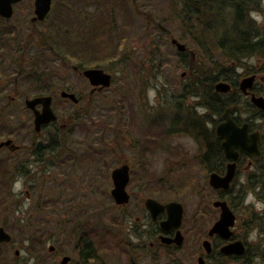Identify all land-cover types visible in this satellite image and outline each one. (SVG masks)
Returning <instances> with one entry per match:
<instances>
[{
  "label": "rangeland",
  "instance_id": "374dc122",
  "mask_svg": "<svg viewBox=\"0 0 264 264\" xmlns=\"http://www.w3.org/2000/svg\"><path fill=\"white\" fill-rule=\"evenodd\" d=\"M258 4L246 13L264 32V0ZM188 14L183 0H53L48 19L33 24L34 0H24L11 20L0 19V91L6 98H19L0 105L6 112L0 118V142L12 138L22 147L17 153L0 151V185L6 183L10 191L0 204V226L13 237L3 245L0 264H61L65 255L72 257L71 264H199L220 211L213 206L216 197L209 171L200 164L199 144L182 127L193 120L195 109L191 92L197 80L191 71L205 76L215 50L207 44L206 52L194 41L206 36ZM223 14L226 9L215 20L209 18L210 26L222 23ZM222 29L217 36L212 31L211 38L220 37ZM174 38L187 46L186 52L178 51ZM113 46L120 55L109 64L104 58H112ZM60 47L82 57L86 68L111 73V87L91 96L89 81L72 69L78 63L62 61ZM249 59L264 65V56ZM217 61L220 68L233 65ZM33 65L55 75L51 93H40L30 82ZM66 87L83 101L62 98ZM49 94L63 129L57 139L56 126L35 133L34 115L25 106L26 97ZM51 138L52 149L43 146L36 153ZM125 162L131 166V201L119 206L111 194V175ZM255 165L242 167L232 194L238 216L235 239L259 252L255 263L264 264V189L245 188L252 175L264 180V153ZM239 190H244V200L236 199ZM147 198L184 205L181 247L164 245L153 235L156 224L145 207ZM87 241L93 252L86 263L82 253ZM221 243L213 240L219 246L206 264H241L217 259Z\"/></svg>",
  "mask_w": 264,
  "mask_h": 264
},
{
  "label": "flooded vegetation",
  "instance_id": "af4514ba",
  "mask_svg": "<svg viewBox=\"0 0 264 264\" xmlns=\"http://www.w3.org/2000/svg\"><path fill=\"white\" fill-rule=\"evenodd\" d=\"M23 2H24V0L13 5L14 14L11 18H5V17L0 15V19L4 20V21L11 20L15 15L16 7ZM34 2H35V0H34ZM52 9H53V5H52ZM51 12H52V10L50 11V13ZM50 13H49V15H50ZM34 15H35V12H34ZM34 15H33V17H34ZM49 15L47 16L46 20L48 19ZM33 17H32V19H33ZM32 19H31V22L33 24L43 23L46 21V20H44V21L33 22ZM249 58H252V57H249ZM249 58H243L242 60H239L238 62L228 60L229 64L233 63V65H229L225 69L220 68V66L217 69L212 64L211 65L212 69L207 72V74L205 75L206 77L202 74L203 77L201 78V79H207L208 82L211 81V84L209 87L210 92L208 93L209 95H207V96H204V94H202V88H198L199 87L198 82H200L198 80L199 79L198 76L192 74L194 77H196L195 80H197L196 83L194 81V85L192 86L195 90L191 92L192 97H195V100H196L194 103V106H193V107H195V109H193V111L190 113V114H192L191 118L193 120H191V122H189L187 124L185 123V127H182L184 133L185 132L189 133L198 142L199 152H200L199 155L201 156L202 154H205L206 152L208 153V158L206 161V163H207L206 167L209 170V176L212 173H218L220 175H225L227 173L228 166L230 164H233V163L236 164V169H237L236 170V176H235L233 183L231 185V188L229 190H224V189L216 190L210 186V188L213 189L215 192H217L218 194L223 193L225 196V198H219V199L217 198L216 200L227 201L233 211H234V209H233V206L231 205V202H233L232 201V199H233L232 194L235 190V184L237 182L238 176L240 175V171H241L242 167L246 166L248 170L253 168L254 166H256L255 165L256 162L263 156V153H264V133H263L264 132L263 131L264 109L257 103V100H259L261 98L264 99V75H263L264 74V65H263V67L262 66L259 67L256 64H251V63H249L250 62ZM247 59H249V60H247ZM0 60H1L0 65L2 66L1 63L3 62V58H1ZM74 67L75 66H73V68H72L73 71H75L76 73L82 74L83 76H84V70H86L88 68H92V67L86 68V67H79L78 66V70L76 71V70H74ZM93 68H98V67H93ZM47 70H49V69H47ZM189 70H191V69H189ZM184 76H186V72L183 73V77ZM112 77H113V75H112ZM113 80H114V77H113ZM220 83L226 84L228 86V89L226 91L217 90V85ZM16 85H18V84H16ZM200 89H201V91H200ZM104 90L105 89L100 90L99 88H94L92 86L91 96H93L95 94H99V93L103 92ZM63 91H68L70 93H74V92L70 91L69 87H66ZM1 92L3 93L4 89L2 91H0V105H4V106L7 105L6 102L8 100H10L11 103L17 101L18 96H16V95L11 96V97L9 96L6 98L5 96H2ZM76 95L78 96V94H76ZM39 96H52V95H50V94L49 95H38L35 97H39ZM35 97H33V98H35ZM28 98H30V97H26V99H28ZM78 98H79V103L81 101H83V98H81L80 96H78ZM26 99H25V106H26ZM64 99L72 102V100L69 98H64ZM4 101H6V102L4 103ZM26 108H27V106H26ZM39 109H41V106L39 107ZM33 115H34V113H33ZM178 121H179V119H177V121L175 122L174 133H178V129L176 128L178 125ZM59 122L60 121L53 123L49 126L54 127V126H56V124L59 125ZM226 124H230L232 127H234V129L245 130V132L248 136L258 135V138L260 137L259 148H260L261 154H259V155L258 154H248V153L242 152L239 148H236L235 149L236 159L228 158L226 151H225V147H224L225 138L218 133L219 127H221L222 125H226ZM49 126H45L43 128L42 132L45 129L49 128ZM60 127H61V124H60ZM198 129H200V131ZM42 132H40V133H42ZM170 132L171 131L168 130V133H170ZM199 132H201V136H202L201 138H203V140H199L197 138V134ZM35 133L37 135L40 134V133H37L36 131H35ZM10 136H12V135H10ZM204 139H206V148L200 144L201 141L204 142ZM7 140H11L14 145L18 146L17 150L16 149L12 150L11 147H3L1 150H3L4 148H9V150L12 153H17V152L21 151L22 147L20 145H17L15 143L14 139L8 138L4 141H7ZM4 141H1V142H4ZM216 146L219 147V155H220L219 157L216 156V153L214 151ZM47 149L51 150L52 147H47ZM37 150H41V147H37ZM126 163L129 164L128 162H125V163H122L121 165L126 164ZM200 164H201V162H200ZM201 165L204 167L203 164H201ZM129 166H130V164H129ZM117 167H119V166H117ZM111 177H112V175H111ZM257 180H258V177H257L256 181ZM130 181H131V166H130ZM251 181H255L254 175L250 176L247 179V181H246L247 186L245 188H248V185L251 184ZM127 190H128V187H127ZM128 193L130 194L129 191H128ZM242 193L243 194L245 193L244 190H239V193L237 195H235L237 200H239V198H241V196L243 195ZM130 197H131V194H130ZM145 207H146V205H145ZM147 211L149 213L151 221L156 224L155 225L156 229L154 230L153 235L155 233L158 234L159 240L164 245L178 247L174 243L168 244V243H164L162 240V236L174 238L176 235L175 230L170 231V232H165L161 228L160 222L166 218V214H162L159 217L158 221H153L151 214H150L148 209H147ZM237 222H238V216H237ZM236 225H237V223H236ZM235 229H236V226L234 228V237L232 238V241L236 240L235 239ZM207 235H208V233H207ZM210 239H211L212 245H213V252L210 255L206 254V252L204 255L203 254L201 255L204 258V264H206L207 258H212L211 256L213 255L216 246H219L217 244L214 247L213 240L221 239V238L218 236H215V237L210 238ZM242 241L246 245V252H247V250H248L247 244L248 243L245 242L244 240H242ZM184 242H185V240H184ZM221 242L222 243H221V246L219 248V252H220L221 247L227 243L223 239H221ZM51 251H54V247H51ZM67 256L70 257V261L68 262V264H71L73 259L70 255H65V256H63V258L67 257ZM225 257H227L229 259L230 257H236V255L225 256ZM237 257H240V256H237ZM61 262H62V260H61ZM39 264H43V263H39Z\"/></svg>",
  "mask_w": 264,
  "mask_h": 264
},
{
  "label": "water",
  "instance_id": "95a60500",
  "mask_svg": "<svg viewBox=\"0 0 264 264\" xmlns=\"http://www.w3.org/2000/svg\"><path fill=\"white\" fill-rule=\"evenodd\" d=\"M22 0H0V15L5 18H11L14 14L13 5L21 2ZM135 1V0H133ZM53 0H35L34 12L35 15L32 19L33 22L44 21L52 10ZM172 44L176 46L178 51L185 52L187 46L181 43L177 39H172ZM74 70H78V66L74 67ZM84 76L89 80L91 86L99 88L100 90L110 88L113 82L112 74L107 72L103 68H88L84 70ZM228 86L224 83L217 85V90L226 91ZM61 96L63 98H69L73 103L78 104L79 98L75 93L68 91H62ZM257 103L264 109V99L257 100ZM52 96H39L35 98L26 99V106L34 113V128L37 133L42 132L45 126H49L59 121V117L54 111ZM41 106V109L39 107ZM218 133L225 138L224 147L228 158L236 159L235 149L239 148L242 152L248 154H261L259 148L258 135L248 136L243 129H234L230 124L222 125L218 129ZM3 147H11L12 150H17L18 146L14 145L11 140H7L0 143V150ZM236 164H230L228 166L227 173L220 175L218 173H212L209 176V185L216 190L224 189L229 190L236 176ZM113 189L111 191L112 197L115 203L119 206L127 205L130 200V194L127 187L130 182V166L129 164H123L112 172ZM146 208L149 210L153 221H158L162 214H166V218L160 222L162 230L170 232L175 230L176 235L174 238L162 236L164 243L176 244L178 247L184 244L185 237L181 231L185 208L181 202L172 201L169 203H161L154 198H148L145 201ZM215 209L220 211L218 220L208 231V238L203 242V248L206 254L210 255L213 252V245L210 238L215 236L220 237L227 243L223 245L220 252L225 256H243L246 253V245L242 240L232 241L234 237V228L237 223V215L231 209L227 201L216 200L213 202ZM13 241L12 235L5 229L4 226H0V252L2 251L4 244H9ZM19 254V251H17ZM70 257H64L61 264H68ZM199 264H204V258L200 256L198 258Z\"/></svg>",
  "mask_w": 264,
  "mask_h": 264
},
{
  "label": "trees",
  "instance_id": "16d2710c",
  "mask_svg": "<svg viewBox=\"0 0 264 264\" xmlns=\"http://www.w3.org/2000/svg\"><path fill=\"white\" fill-rule=\"evenodd\" d=\"M185 3V6L187 9H189V14L188 17L196 19V22L199 24V26H202L204 28V37L206 36V39L199 42L194 40L198 45H200L206 52H207V44H210L209 48L212 52V50H215L212 52L214 56L212 57L213 61L212 64L215 68L218 69L220 66V62L217 61L218 59H227L230 61H235L238 62L239 60H242L243 58H249L253 56H264V32L257 27L255 28L256 22H254L252 19L249 18L248 14L246 11L251 5L258 4L257 6H261L263 0H183ZM228 6V7H227ZM226 9V14H223L222 18L223 21L222 23L218 24L216 21H213V27L210 26L209 24V18L210 20H215L216 16L222 14V11ZM229 9V10H227ZM227 11L229 12L230 16L228 15ZM227 15V16H225ZM215 16V17H214ZM188 20V19H186ZM227 21L231 22V25L229 26ZM215 22V23H214ZM253 24V25H252ZM227 26V31H225ZM229 26V27H228ZM215 27V29H214ZM222 27H224V32L221 34L220 37H217V39L211 38L212 31H215L213 34L217 36V31H222ZM210 36V39L208 38ZM73 41V40H72ZM75 42V41H73ZM112 49L115 50V53L113 51L112 53V58H104L105 62L112 64L116 62V58L120 53L117 51V49L113 46ZM54 51H57V49H54ZM55 53V52H54ZM57 54V53H56ZM59 54L58 55L62 61L65 62L67 58L71 60H75L78 63L79 67H85L87 64L85 63L84 59L82 57L78 59L75 55L74 57L70 54H68V51L65 49H62L61 47L59 48ZM184 57V56H183ZM209 57L208 59H210ZM218 58V59H217ZM114 59V60H113ZM198 62V61H197ZM201 65V63L198 62V65ZM193 65V64H192ZM197 65V66H198ZM36 65H33V69L35 70ZM186 66V65H185ZM196 67V65H195ZM46 71L44 72H39L38 69H36L35 72H32L33 76L29 78L31 83H36L38 85L37 90L40 93H51L53 87L55 86V75L52 74L51 71L45 69ZM192 74L198 76V88H202V94L204 96L209 95L208 93L210 92L209 87L211 84V81L208 82L207 79H201L203 77L202 73L197 72L194 69L191 71ZM224 74V73H223ZM37 78H36V77ZM206 77V76H205ZM204 77V78H205ZM53 83L52 85H50ZM202 83V84H201ZM213 83V82H212ZM204 88V89H203ZM201 91V89H200ZM6 116V112L4 109L0 108V118H4ZM62 127L60 125L56 124V136L54 138H58V135L62 131ZM200 131V129H198ZM196 131V130H195ZM201 132L197 134V138L199 140H203L201 138ZM54 138L50 139L49 143L43 145L39 144L37 147H43L45 150H48L47 147H49L53 142ZM63 139V138H62ZM58 140H55V142ZM54 144V143H53ZM206 148V139H204V142L201 141L200 143ZM36 153L40 152L41 150H35ZM216 156L219 157V147H215L214 149ZM207 158H208V153L206 152L205 154H202L200 156V162L201 164L204 165L207 171H209L206 167L207 163ZM211 171V170H210ZM234 189V188H233ZM232 189V190H233ZM248 189L253 190L257 193L256 190L264 189V180L258 177V180L256 181H251V184L248 185ZM211 193L218 198H225L224 194H218L215 192L213 189H211ZM232 192V191H231ZM10 194L9 191V186L6 183H2L0 185V204L2 203L3 198L7 195ZM243 194V193H242ZM243 197V199H242ZM244 194L241 196V199L244 200ZM240 199V198H239ZM231 205L235 207L234 203L231 202ZM254 219L259 220L256 215ZM261 230V229H260ZM262 234H264L263 229L261 230ZM236 238V237H235ZM249 245V244H248ZM218 246H216V249ZM217 251V250H215ZM214 251V253H215ZM93 252V247L91 245L90 241H87L85 244V249L84 252L82 253L83 259L87 263L91 258L89 255ZM211 256L214 258V254ZM264 254V253H263ZM217 259L220 260H228V261H242L241 264H256L255 261L257 258L260 257L259 252H252V249L250 246H248V250L245 255L240 256V257H230L229 259L225 257L220 252L216 253ZM95 258V257H92Z\"/></svg>",
  "mask_w": 264,
  "mask_h": 264
}]
</instances>
